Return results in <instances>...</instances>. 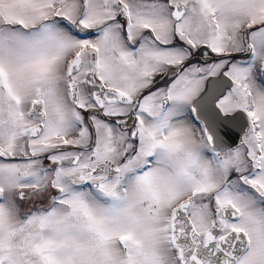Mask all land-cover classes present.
I'll return each mask as SVG.
<instances>
[{
  "label": "snow or ice",
  "instance_id": "snow-or-ice-1",
  "mask_svg": "<svg viewBox=\"0 0 264 264\" xmlns=\"http://www.w3.org/2000/svg\"><path fill=\"white\" fill-rule=\"evenodd\" d=\"M0 264H264V0H0Z\"/></svg>",
  "mask_w": 264,
  "mask_h": 264
}]
</instances>
